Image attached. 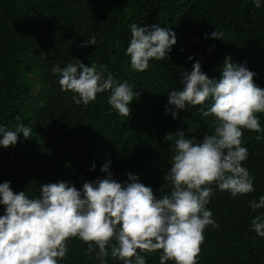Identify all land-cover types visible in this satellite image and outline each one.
<instances>
[{
	"label": "trees",
	"instance_id": "1",
	"mask_svg": "<svg viewBox=\"0 0 264 264\" xmlns=\"http://www.w3.org/2000/svg\"><path fill=\"white\" fill-rule=\"evenodd\" d=\"M131 23L171 28L177 43L167 57L150 59L148 69L136 71L125 55ZM213 31L220 38H205ZM93 35L96 45L82 46ZM226 57L256 73L254 83L264 89V2L256 8L253 0H0V124L13 131L18 123L31 129L29 138L18 133L15 145L0 147V183L10 181L14 192L30 197H38L46 183L68 181L80 189L85 181L103 178L101 166L111 160L118 182L131 172L157 198L168 194L171 184L164 176L176 133L183 130L199 141L217 124L214 115H202L201 105L179 110L176 119L165 115L168 92L183 88L182 77L196 61L210 78L220 79ZM76 59L107 65L118 81L134 86L139 95L129 115L109 105V91L83 105L74 103V93L61 90L51 68ZM256 115L264 128V113ZM242 132L249 153L242 165L253 176L255 191L233 197L212 185L207 207L217 226L204 229L197 264H264V237L250 231L251 220L264 208L249 206L264 195V139L257 140L255 131ZM67 243L60 264H100L87 243L77 237ZM161 251L144 253L147 264H159ZM106 259L122 264L111 255Z\"/></svg>",
	"mask_w": 264,
	"mask_h": 264
},
{
	"label": "clouds",
	"instance_id": "2",
	"mask_svg": "<svg viewBox=\"0 0 264 264\" xmlns=\"http://www.w3.org/2000/svg\"><path fill=\"white\" fill-rule=\"evenodd\" d=\"M264 0H253L260 8ZM131 39L125 55L132 69L144 71L150 59L167 57L177 43L171 28L158 24L128 25ZM220 38V33H206L205 38ZM95 35L82 46L96 45ZM190 60L193 57H189ZM62 91L74 93L76 104L88 105L98 93L109 91L108 103L119 114L129 115L130 103L138 92L127 81H118L107 65L99 68L80 60L64 67L54 65ZM221 78H210L200 61L182 77L183 88L168 92L165 115L177 118L178 111L201 105L203 116L214 115L217 124L211 134L176 133L171 166L164 180L171 190L157 198L151 186H145L137 175L127 173L123 183L113 178L111 160L101 166L106 175L85 181L80 189L68 181L40 185V195L30 197L25 191L14 192L10 181L0 183V264H60L68 253V240L77 237L95 252L100 264H108L111 255L122 264H147L144 253L162 250L159 264H197L204 229L216 227L210 203L215 185L233 197L255 191L253 176L242 165L248 149L242 145V130L258 133L264 139V128L257 113H264V89L254 83L256 75L245 64L226 57L220 69ZM207 102V103H206ZM16 120L19 122L20 117ZM195 133L196 129L188 130ZM31 129L18 123L15 131L0 124V147L18 142V133L30 137ZM166 139L171 140L168 134ZM90 170H95L93 163ZM253 211L264 208V195L249 201ZM250 231L264 237V212L256 215Z\"/></svg>",
	"mask_w": 264,
	"mask_h": 264
}]
</instances>
